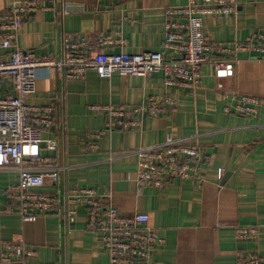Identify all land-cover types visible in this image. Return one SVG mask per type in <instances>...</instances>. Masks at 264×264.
<instances>
[{
    "label": "crops",
    "instance_id": "obj_1",
    "mask_svg": "<svg viewBox=\"0 0 264 264\" xmlns=\"http://www.w3.org/2000/svg\"><path fill=\"white\" fill-rule=\"evenodd\" d=\"M18 1L0 0V23ZM187 1L46 0V9L19 25L16 46L39 55L58 54L62 35L75 33L89 38L88 52L157 51L163 42L165 9ZM237 1L234 13L203 16V31L211 42L231 46L256 29L264 31V0ZM97 33L120 36L122 42L97 47ZM12 49L0 48V58ZM223 92L263 103L253 115L227 112L224 106L236 100L223 98ZM11 94L9 81L1 78L0 97ZM149 96L173 102L162 115H143L134 129L101 132L104 113L89 108L98 103L137 105ZM25 102L52 109L53 123L42 128L41 138L57 146L51 150L42 143L41 154L67 166L57 184L39 190L61 196L64 185L91 187L108 193L122 215L146 213L149 225L164 239L152 253L157 264H239L247 256L264 255V55L236 53L233 76L221 80L210 62L203 63L194 93L166 85L159 71L102 77L88 70L82 79L62 83L54 68L38 67L35 89ZM170 140L197 143L209 155L200 168L202 180L169 178L161 186L137 185L134 150ZM17 182L15 170L0 169V252L2 243L21 239L35 251L27 264H108L97 233L85 228L83 208L68 225L59 209L22 220L6 195ZM237 225L256 226L260 234L238 241Z\"/></svg>",
    "mask_w": 264,
    "mask_h": 264
},
{
    "label": "built area",
    "instance_id": "obj_2",
    "mask_svg": "<svg viewBox=\"0 0 264 264\" xmlns=\"http://www.w3.org/2000/svg\"><path fill=\"white\" fill-rule=\"evenodd\" d=\"M46 0H21L13 3L0 23V48L13 47L8 57L0 58V79L9 81L13 94L0 97V169H13L18 182L10 186L7 197L16 203L22 220L33 219L35 212L61 210L65 225L74 222L78 209L85 211V228L97 233L100 246L108 255V264H157L153 260L156 246L163 244L156 227L149 225L146 213L120 214L108 193L91 187H67L61 196L39 190L47 184L55 185L67 169L64 164H53L41 154L42 143L55 149L52 139L41 138L43 127L53 123L52 109L29 106L26 97L35 89L38 67H52L60 80H80L86 71H95L102 77L119 75L147 76L162 72L166 85H177L194 93L201 77L202 64L210 62L214 76L225 79L233 76L236 53L253 51L264 55V31L254 30L243 41L231 46L210 41L203 31V16H224L234 13L237 0H188L183 5L169 6L164 11L163 42L157 51L88 52L89 38L75 33L62 35L58 54L39 55L16 46L19 25L40 9H46ZM118 33H116L117 35ZM97 47L121 43L120 36L108 37L102 33L94 36ZM217 89H221L219 82ZM223 98L236 103L224 106L227 112L243 115L258 112L263 101L247 95L222 93ZM169 97L155 96L137 105L113 103L91 104L96 113H104L101 132L115 129L138 128L143 115L164 114ZM98 136V134H94ZM137 157L135 183L161 186L169 178L201 181V165L208 163L209 155L199 144L170 140L142 146L134 150ZM221 173L219 171V177ZM260 230L252 225L234 227L236 240L256 239ZM35 251L25 246L21 239L2 243L0 264H27ZM239 264H264V255L247 256Z\"/></svg>",
    "mask_w": 264,
    "mask_h": 264
}]
</instances>
